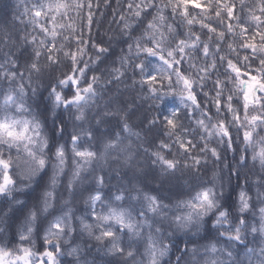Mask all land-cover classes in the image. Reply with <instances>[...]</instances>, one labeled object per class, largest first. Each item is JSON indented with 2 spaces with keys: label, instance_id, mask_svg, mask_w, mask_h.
I'll return each mask as SVG.
<instances>
[{
  "label": "clouds",
  "instance_id": "9594fccd",
  "mask_svg": "<svg viewBox=\"0 0 264 264\" xmlns=\"http://www.w3.org/2000/svg\"><path fill=\"white\" fill-rule=\"evenodd\" d=\"M0 264H264V0H0Z\"/></svg>",
  "mask_w": 264,
  "mask_h": 264
}]
</instances>
